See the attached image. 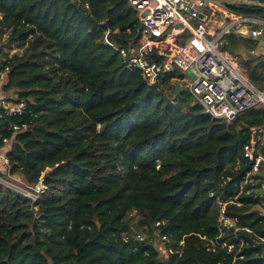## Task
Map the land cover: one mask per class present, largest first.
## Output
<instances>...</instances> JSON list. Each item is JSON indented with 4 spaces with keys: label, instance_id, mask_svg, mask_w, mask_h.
<instances>
[{
    "label": "trees",
    "instance_id": "1",
    "mask_svg": "<svg viewBox=\"0 0 264 264\" xmlns=\"http://www.w3.org/2000/svg\"><path fill=\"white\" fill-rule=\"evenodd\" d=\"M226 4L264 16L260 5ZM139 27L128 0H0V81L26 102L22 115L0 118V145L12 139V174L47 186L33 201L0 183V264H264V246L242 229L264 236V198L238 196L244 172L233 170L253 136L264 152V107L231 123L216 119L177 92L179 70L150 88L120 53L137 45ZM229 41L232 50L255 45ZM242 65L263 90L264 56ZM236 196L241 206L227 213L240 228L221 229L217 201ZM134 209L149 233L143 240L133 234ZM157 231L175 251L165 259Z\"/></svg>",
    "mask_w": 264,
    "mask_h": 264
},
{
    "label": "built area",
    "instance_id": "2",
    "mask_svg": "<svg viewBox=\"0 0 264 264\" xmlns=\"http://www.w3.org/2000/svg\"><path fill=\"white\" fill-rule=\"evenodd\" d=\"M128 1L138 14L139 40L135 47L120 48V53L129 69L140 70L150 88L158 86L165 72L179 70L183 77L173 78V85L176 81L181 82L182 89L192 95L194 103L200 104L205 114L216 119L231 123L247 110L264 107V89H259L252 82L239 60L241 56L246 60L256 55L257 48H227L230 45V35L241 39L264 38V16L239 13L226 4L229 1L240 2L239 0ZM107 34L105 41L110 43ZM8 70L9 68H6V71ZM25 109L26 102L16 101L15 96L11 94H0V118L4 115H22ZM11 128L18 132L26 129V125L12 124ZM260 131V145L264 147V126ZM11 144L12 139L4 138L3 145H0L1 184L2 174L13 175L7 155ZM233 170L244 172L236 184L238 196L249 195L256 190L259 196L264 198V152L258 148L255 136L244 146L242 156L236 160ZM24 184L20 193L33 201L47 189L43 177L34 185ZM7 187L14 188L12 184ZM238 196L227 201L218 199L221 229L239 230L237 219L227 213L229 204L241 206ZM257 208L264 219V199H261ZM129 217L137 218V210L130 212ZM161 224L157 222L156 226ZM242 229L255 234V243L264 246L263 235H257L249 228ZM133 234L140 240L145 238L137 231ZM156 235L165 243L170 242L168 235L162 234L161 231H157ZM123 238L129 240L130 233L125 232ZM183 244L184 241H181V245ZM174 252L173 248L166 246L167 256Z\"/></svg>",
    "mask_w": 264,
    "mask_h": 264
},
{
    "label": "rangeland",
    "instance_id": "3",
    "mask_svg": "<svg viewBox=\"0 0 264 264\" xmlns=\"http://www.w3.org/2000/svg\"><path fill=\"white\" fill-rule=\"evenodd\" d=\"M5 40H6V35H4L2 37V41L5 42ZM1 45H2V43L0 42V48H1ZM251 45H253V42H249V48H252ZM23 49H24V47H21V46H19L17 44H14L11 48H9L7 44L4 46V50L5 51L9 50L10 54L22 53ZM2 57H3V54H2V52H0V60H1ZM239 60H240L241 67L243 68L242 63L245 60V58L243 56H241ZM180 83L181 82H177L176 81L174 86H179V85H181ZM1 93H4L5 95H9V93H7L5 90H3L2 82L0 81V94ZM1 176H2L1 178L3 180V185L4 186L7 187V185H11L12 184L14 186V188H12V190H14V191L18 190L17 192H19V193H20L21 190H23V187L25 186L24 183H26V182L24 181V178L22 177V175H18V174H13V175L4 174L3 175L2 174ZM137 223H138V220L135 217L133 219V223H132V230L133 231H137L138 233H141L142 236H144L145 238L148 237L149 233L147 232V230L139 227L137 225ZM153 241L159 247L160 253H161V257L163 259H165L167 257V255L165 253L166 243L161 239L160 236H157V235L154 236Z\"/></svg>",
    "mask_w": 264,
    "mask_h": 264
},
{
    "label": "crops",
    "instance_id": "4",
    "mask_svg": "<svg viewBox=\"0 0 264 264\" xmlns=\"http://www.w3.org/2000/svg\"><path fill=\"white\" fill-rule=\"evenodd\" d=\"M252 40L255 41V45H254V47H256L257 50H258L257 54H258V55H263V56H264V38H262V39H257V40L252 39ZM239 48L242 49V48H245V47L242 45V47L240 46ZM245 49H246V48H245Z\"/></svg>",
    "mask_w": 264,
    "mask_h": 264
},
{
    "label": "water",
    "instance_id": "5",
    "mask_svg": "<svg viewBox=\"0 0 264 264\" xmlns=\"http://www.w3.org/2000/svg\"><path fill=\"white\" fill-rule=\"evenodd\" d=\"M226 1V0H223ZM240 2L248 3V4H255L264 7V0H239ZM182 89L181 85L177 86L176 90L179 92Z\"/></svg>",
    "mask_w": 264,
    "mask_h": 264
}]
</instances>
